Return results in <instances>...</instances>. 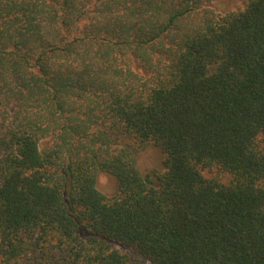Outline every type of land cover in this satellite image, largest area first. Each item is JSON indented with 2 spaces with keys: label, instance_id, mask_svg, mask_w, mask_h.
<instances>
[{
  "label": "trees",
  "instance_id": "trees-1",
  "mask_svg": "<svg viewBox=\"0 0 264 264\" xmlns=\"http://www.w3.org/2000/svg\"><path fill=\"white\" fill-rule=\"evenodd\" d=\"M0 264H264V0H0Z\"/></svg>",
  "mask_w": 264,
  "mask_h": 264
},
{
  "label": "rangeland",
  "instance_id": "rangeland-1",
  "mask_svg": "<svg viewBox=\"0 0 264 264\" xmlns=\"http://www.w3.org/2000/svg\"><path fill=\"white\" fill-rule=\"evenodd\" d=\"M247 0H202L203 8L213 10L217 15H224L228 12H232L238 9H242ZM141 72L140 69H137ZM42 145H46L43 142ZM163 155L159 149L151 145L147 146L142 152L136 156V164L139 171L143 174H150L153 170L162 172L164 166L162 164ZM204 176L207 178L215 177L216 170L204 171ZM223 182H228L229 177L223 176L221 178ZM97 190L106 197H111L117 192V181L106 173H98Z\"/></svg>",
  "mask_w": 264,
  "mask_h": 264
}]
</instances>
